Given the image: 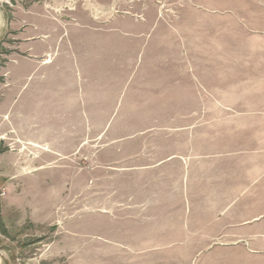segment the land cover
<instances>
[{
  "label": "rangeland",
  "instance_id": "374dc122",
  "mask_svg": "<svg viewBox=\"0 0 264 264\" xmlns=\"http://www.w3.org/2000/svg\"><path fill=\"white\" fill-rule=\"evenodd\" d=\"M0 8L9 23L24 28L38 21L43 34L64 35L79 66L98 69L87 84L98 87V122L87 123L88 141L98 134L96 147H120L125 154L148 141L173 145L175 126L188 124L176 116L206 112L208 98L264 113V0H0ZM64 49L60 43L59 54ZM8 51L2 47L0 69L7 67ZM1 75L0 93L7 83ZM114 112L123 117L110 122ZM113 152L108 148L103 161L115 160ZM38 156L33 147L0 146L3 264H145L157 256L129 248L146 219L128 227L98 219L92 154L81 202L70 198L72 187L54 177L61 171L44 155L37 172ZM126 228L134 229L127 235Z\"/></svg>",
  "mask_w": 264,
  "mask_h": 264
},
{
  "label": "crops",
  "instance_id": "0c3cea01",
  "mask_svg": "<svg viewBox=\"0 0 264 264\" xmlns=\"http://www.w3.org/2000/svg\"><path fill=\"white\" fill-rule=\"evenodd\" d=\"M22 26L9 23L0 8V52L5 47L10 57L0 69L7 81L0 93V146L35 148L40 156L33 167L42 170L46 156L54 171L65 172L53 174L78 202L86 199L84 167L92 154L98 219L127 227L146 219L143 228L124 231L137 234L130 250L159 251L145 264H264V113L208 98L206 112L176 116L188 124L175 126L173 145L148 141L125 154L96 147L98 134L88 141L87 123L98 122V87L87 84L98 69H82L64 35L43 34L38 21ZM122 117L114 112L109 121ZM108 148L111 163L103 161ZM114 170L126 174L107 176ZM203 251L210 256L202 258Z\"/></svg>",
  "mask_w": 264,
  "mask_h": 264
},
{
  "label": "bare ground",
  "instance_id": "6f19581e",
  "mask_svg": "<svg viewBox=\"0 0 264 264\" xmlns=\"http://www.w3.org/2000/svg\"><path fill=\"white\" fill-rule=\"evenodd\" d=\"M0 264H3L2 259H1V256H0Z\"/></svg>",
  "mask_w": 264,
  "mask_h": 264
}]
</instances>
